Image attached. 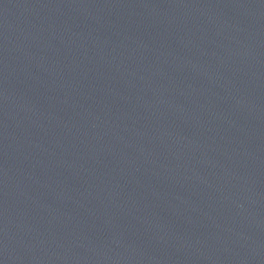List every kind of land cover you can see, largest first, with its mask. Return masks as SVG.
<instances>
[{
  "label": "water",
  "instance_id": "obj_1",
  "mask_svg": "<svg viewBox=\"0 0 264 264\" xmlns=\"http://www.w3.org/2000/svg\"><path fill=\"white\" fill-rule=\"evenodd\" d=\"M0 91L74 264H264V0H0Z\"/></svg>",
  "mask_w": 264,
  "mask_h": 264
}]
</instances>
